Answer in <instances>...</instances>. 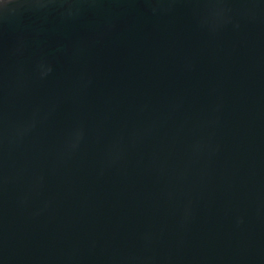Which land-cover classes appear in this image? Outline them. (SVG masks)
I'll return each instance as SVG.
<instances>
[{"label": "water", "instance_id": "water-1", "mask_svg": "<svg viewBox=\"0 0 264 264\" xmlns=\"http://www.w3.org/2000/svg\"><path fill=\"white\" fill-rule=\"evenodd\" d=\"M0 264H264V0H0Z\"/></svg>", "mask_w": 264, "mask_h": 264}]
</instances>
